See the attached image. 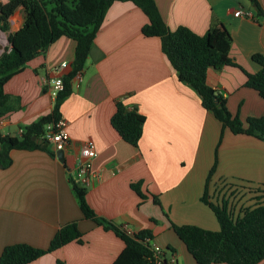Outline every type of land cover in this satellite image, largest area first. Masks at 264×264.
Segmentation results:
<instances>
[{"label":"crops","instance_id":"1","mask_svg":"<svg viewBox=\"0 0 264 264\" xmlns=\"http://www.w3.org/2000/svg\"><path fill=\"white\" fill-rule=\"evenodd\" d=\"M154 1L170 30L186 26L199 35L210 33L214 51L234 62L210 67L205 76L206 83L226 99L229 112L243 122L248 116H264V98L244 86L246 73L260 68L251 56L264 55V0H258L261 14L249 0ZM232 5L250 16L235 17L228 10ZM147 22L145 13L131 1H114L105 12L89 47L82 80L75 86L70 78V93L59 107L71 142L63 163L43 149L9 150L10 164L0 166V254L14 243L46 248L62 225L76 221L80 241L27 264L113 263L123 240L84 218L72 188L71 157L87 140L97 152L92 162L95 177L85 187L88 205L98 216L127 225L134 233L149 231L151 242L175 253V264L197 263L170 222L219 229L213 211L200 200L215 150L217 164L208 181V200L220 204L231 191L246 192L243 200L262 199L264 138L223 128L212 111L203 108L197 91L178 80L160 37L142 34ZM22 23L19 7L9 17V30L0 31L1 53L9 47L8 33ZM74 51L75 41L61 36L9 75L3 87L9 110L1 117L0 137L20 138L19 129L52 111L54 100L42 79L55 78L54 67L61 62L67 63L62 78L70 74ZM119 100L128 109L136 107L145 118L136 146L125 142L111 124ZM138 181L144 199L131 188ZM227 208L233 217L242 213L234 216L229 203ZM257 264H264V259Z\"/></svg>","mask_w":264,"mask_h":264},{"label":"trees","instance_id":"2","mask_svg":"<svg viewBox=\"0 0 264 264\" xmlns=\"http://www.w3.org/2000/svg\"><path fill=\"white\" fill-rule=\"evenodd\" d=\"M114 1H131L145 13L148 22L141 27L142 34L160 37L162 51L175 69L178 80L197 91L203 108L212 111L223 128H229L233 134L264 138V116H248L243 122L238 114L232 115L229 112L226 99L206 83L208 68L235 65L234 62L226 55L214 51L215 39L210 33L199 35L186 26L170 30L154 0H7L5 3L0 2V29L8 31L9 17L19 7L23 11V23L16 31L8 33L10 45L0 54V117L9 110V96L3 87L11 73L45 51L61 36L75 41V51L72 72L63 77L64 89L57 94L52 111L26 126L20 138L0 137V166L7 167L10 164L8 152L11 149H43L54 156L47 142H37L32 137L40 140L44 125L60 117V104L70 93V78L83 68L92 40L105 12ZM249 1L254 4L257 13L261 14L259 1ZM251 58L260 68L254 73H246L244 86L254 89L264 98V55L254 53ZM144 121V116L136 107L128 109L122 101L116 102L111 124L125 142L137 145ZM220 140L221 135L218 143ZM216 164L215 150L200 200L213 211L219 229L209 230L192 224L176 225L172 222L170 227L197 264H257L264 259V201L243 209L235 217L228 211L227 199H222L220 204L209 201L208 181ZM71 183L84 218L113 231L123 240L124 247L112 264H155L148 243L151 239L149 231L126 234L121 226L94 212L86 201L85 188L73 181ZM140 184V181L132 183L131 188L144 199L146 195L141 192ZM153 201L160 205L156 196H153ZM81 236L77 222H67L55 232L46 248H37L27 243L5 246L0 254V264H27L73 240L80 241ZM167 249L170 250L169 247ZM56 264L64 263L57 260Z\"/></svg>","mask_w":264,"mask_h":264},{"label":"built area","instance_id":"3","mask_svg":"<svg viewBox=\"0 0 264 264\" xmlns=\"http://www.w3.org/2000/svg\"><path fill=\"white\" fill-rule=\"evenodd\" d=\"M229 12H231L235 17L250 16L242 7H236L234 5L228 7ZM67 65L66 62H61L54 67L57 76L49 81L42 79L43 84L49 89V93L53 100H55L57 94L64 89L63 78L60 75L61 70ZM82 69H79L73 75L75 79V86H79L82 80ZM0 122L2 118L0 117ZM23 130L19 129V133ZM40 140L45 141L49 144L54 155L56 151L61 150L66 152L67 148L70 146V137L67 130V121L59 117L55 121L48 122L44 125L43 131L40 135ZM97 152L92 141L87 140L82 142L77 149V152L71 157V173L73 182H75L80 187H87L92 183L95 173L92 170V162L96 157ZM121 229L128 235L135 234L127 225H121ZM150 249L152 251L153 262L155 264H175L176 257L173 251L163 248L155 242L148 240ZM168 255V257H167Z\"/></svg>","mask_w":264,"mask_h":264},{"label":"rangeland","instance_id":"4","mask_svg":"<svg viewBox=\"0 0 264 264\" xmlns=\"http://www.w3.org/2000/svg\"><path fill=\"white\" fill-rule=\"evenodd\" d=\"M245 193L246 192H244L243 194H238V193L234 194V191H231L229 193V196L231 198L228 197L227 198V201L230 204V211H232V213H233L234 216L236 215V213H241L243 211V209H245V208H247L249 206H253L257 202L264 201V192H261L260 193V196L259 197H261L262 199L259 200V201L256 200L257 199V196L255 198L254 197L252 198L254 200H252L251 197L246 198V199L243 200L242 198H243V196H244ZM229 198H230V200H228Z\"/></svg>","mask_w":264,"mask_h":264},{"label":"water","instance_id":"5","mask_svg":"<svg viewBox=\"0 0 264 264\" xmlns=\"http://www.w3.org/2000/svg\"><path fill=\"white\" fill-rule=\"evenodd\" d=\"M0 31H2V30L0 29ZM6 41H7V45H10V43L8 41V38L6 39ZM0 54H1V52H0ZM32 139L35 140V141H37V142H41V140L35 138L34 136L32 137ZM56 156H57V159L60 162H62V163L64 162V153H63V151H61V150L56 151Z\"/></svg>","mask_w":264,"mask_h":264},{"label":"bare ground","instance_id":"6","mask_svg":"<svg viewBox=\"0 0 264 264\" xmlns=\"http://www.w3.org/2000/svg\"><path fill=\"white\" fill-rule=\"evenodd\" d=\"M4 38V37H3Z\"/></svg>","mask_w":264,"mask_h":264}]
</instances>
